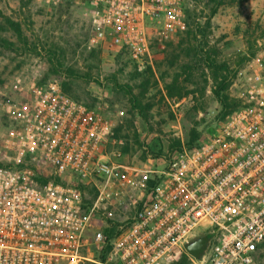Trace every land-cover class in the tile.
Returning a JSON list of instances; mask_svg holds the SVG:
<instances>
[{
  "label": "built area",
  "instance_id": "obj_1",
  "mask_svg": "<svg viewBox=\"0 0 264 264\" xmlns=\"http://www.w3.org/2000/svg\"><path fill=\"white\" fill-rule=\"evenodd\" d=\"M35 1L81 4L86 48L117 49L139 70L187 31V0ZM255 48L231 96L238 108L213 118L197 146L180 140L158 157L141 146L139 162L122 152L126 141L112 140L107 119L56 81L25 92L16 80L17 99L2 106L0 264H256L264 249V35ZM201 236L208 243L196 259L185 246ZM90 238L103 261L82 254Z\"/></svg>",
  "mask_w": 264,
  "mask_h": 264
},
{
  "label": "rangeland",
  "instance_id": "obj_2",
  "mask_svg": "<svg viewBox=\"0 0 264 264\" xmlns=\"http://www.w3.org/2000/svg\"><path fill=\"white\" fill-rule=\"evenodd\" d=\"M185 9L192 16L189 30L193 34L184 33L163 51L156 50L152 66L139 70L117 49L86 48L89 20L81 4L0 0V133L2 106L17 99L19 79L25 92L32 84L43 87L52 81L62 91L65 87L72 100L111 123L112 140L126 141L122 152L128 160L134 157V162L141 160V146L158 157L173 140L185 144L190 129L202 135L220 112L208 61L228 67L221 74L230 80L227 94L234 96L238 73L264 35V0H187ZM7 21L19 24L25 45ZM3 41L15 45L14 50L4 47ZM174 80L173 98H169L165 87ZM127 90L148 108L142 112L144 117L133 109ZM109 149L117 147L109 144ZM95 196L89 187L83 199L91 205ZM101 228V223L95 224L91 232ZM89 240L82 254L96 260L98 248ZM260 257L256 264H264V251Z\"/></svg>",
  "mask_w": 264,
  "mask_h": 264
},
{
  "label": "trees",
  "instance_id": "obj_3",
  "mask_svg": "<svg viewBox=\"0 0 264 264\" xmlns=\"http://www.w3.org/2000/svg\"><path fill=\"white\" fill-rule=\"evenodd\" d=\"M190 21H192V16L185 9V23H186V26H187V31L185 33H187L189 35L193 34V32L189 30ZM7 24L9 26V28L12 30V32L15 34L16 38L18 39V41L22 42L25 45V43L23 42V38H22L23 34H22L21 27L19 26V24L13 23L11 21H7ZM199 33H201V31H199ZM3 45L7 49L14 50V48H15L14 47L15 45H13V44H11L9 42H6V41H3ZM254 55H255V52L251 53V55H250V57L248 58L247 61H249L250 58H252ZM208 62L209 63L207 64V66H208L209 69H212V71H213L212 80H213V82L215 84V89L213 91V95H214V97L216 98V100L218 101V103L220 105V112H219V114H218V116L216 117L215 120L217 122H220V121H223L224 118L230 112H232L233 110H235L236 108L239 107V102L235 101L232 98H230V96L227 94L228 88L230 86V80L226 79V77H223L221 73L222 72H227L228 71V67L226 65H224V64L220 65V66H216V64L213 61H211L210 59H209ZM175 83H176V80H174L172 82L171 86H166L165 87V92H166V94H167V96L169 98H173L172 90H174ZM63 91L66 94V92L68 90H66V88L64 87ZM176 94H177V99L178 100L181 99L182 95L180 94V92H178ZM127 95L129 96V101H130L133 109H135L137 112L141 113V115H142V112H144V111L147 112L148 108L142 107L141 104L138 102L137 98L135 96H133L131 94V92L128 91V90H127ZM200 140H201L200 133L197 132L194 128H192L188 132L187 141L185 142L184 145L186 146V148L190 149V148H193L194 146H197L199 144ZM169 148L170 149L180 148V142L178 140H173L170 143ZM148 150L151 152V150L149 148H148ZM263 251H264V249H263ZM103 254L99 255L97 257L98 259H100V261L104 260ZM261 254H260V256H261ZM260 256H259L258 260L261 258ZM183 261H184V258L180 259V263H182ZM180 263H177V264H180Z\"/></svg>",
  "mask_w": 264,
  "mask_h": 264
},
{
  "label": "water",
  "instance_id": "obj_4",
  "mask_svg": "<svg viewBox=\"0 0 264 264\" xmlns=\"http://www.w3.org/2000/svg\"><path fill=\"white\" fill-rule=\"evenodd\" d=\"M207 243H208L207 236H201L187 243L185 246V250L192 257L196 259H200L204 253Z\"/></svg>",
  "mask_w": 264,
  "mask_h": 264
},
{
  "label": "crops",
  "instance_id": "obj_5",
  "mask_svg": "<svg viewBox=\"0 0 264 264\" xmlns=\"http://www.w3.org/2000/svg\"><path fill=\"white\" fill-rule=\"evenodd\" d=\"M154 55V54H153Z\"/></svg>",
  "mask_w": 264,
  "mask_h": 264
}]
</instances>
